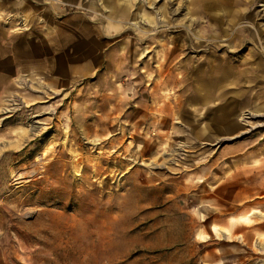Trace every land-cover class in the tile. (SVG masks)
I'll list each match as a JSON object with an SVG mask.
<instances>
[{
	"label": "rangeland",
	"instance_id": "obj_1",
	"mask_svg": "<svg viewBox=\"0 0 264 264\" xmlns=\"http://www.w3.org/2000/svg\"><path fill=\"white\" fill-rule=\"evenodd\" d=\"M59 1L0 0V264H264V0Z\"/></svg>",
	"mask_w": 264,
	"mask_h": 264
},
{
	"label": "crops",
	"instance_id": "obj_2",
	"mask_svg": "<svg viewBox=\"0 0 264 264\" xmlns=\"http://www.w3.org/2000/svg\"><path fill=\"white\" fill-rule=\"evenodd\" d=\"M68 1H70L71 3H76V0H68ZM81 1L82 0H77V3H80ZM27 3H28V0H26V5H25L26 10L29 7L27 5ZM63 3H64V0H63ZM53 10H54L55 15H59V12L62 11L61 0L59 2H57L56 4H54ZM24 13H26V12L24 11ZM72 14H73V16H72L70 22L68 23L69 24L68 34L65 36H62L61 33L59 31H57L53 35V37L55 39L54 45L58 46L62 50V55H61L60 61L62 63H65V64L71 63L73 65L76 62V61L74 62V59L76 57V52H74V50L75 51L78 50L79 51L78 53H80L81 49H82V52L79 55V57H81L80 62L81 63H84V62L89 63V62H87V60L90 61V54H91L90 49H91L92 38H93V40H96L97 36L101 39H102V37L106 38L105 35L107 33H112V32L118 33L119 30L122 29V25H120V23L118 24V22H114L113 25H111V23H110L107 25V27H104L101 24L102 21H100V19L98 20L94 17L92 18L91 12L89 10H86V11L83 10L82 12H77V13L72 12ZM26 17L28 18L29 16L26 15ZM24 18H25V16H24ZM39 20H40V22L42 21V19H39ZM92 22H93V26H92ZM115 26H117V27H115ZM91 27H92L93 31L96 32V35L93 37L90 34V32L92 31ZM98 40H100V39H98ZM76 47H78V48L76 49ZM81 54H82V56H81ZM58 57H59V55H58ZM54 58H56V57L54 56ZM72 67H70L66 70L67 71L71 70ZM140 83L141 82L138 80V78L131 77L130 84L133 85V88H139L141 86ZM188 107L191 108L192 110H194L195 114H194L193 118H194V122H197V117L200 116L199 113L197 112L198 108H200V109H201V107L205 108L206 104L194 103V104H189ZM210 118L207 121H205L204 124L205 123H211V122H209ZM191 129L193 130L191 132L192 136H195L196 138L199 139V137H198L199 135L197 136V134H196V131H198L202 136L206 137L205 139L207 140V142L214 141L213 139L215 136L213 137L214 134L211 131V129L209 128L208 124H206V128H200L198 124H195L194 127H192ZM201 140H202V138H201Z\"/></svg>",
	"mask_w": 264,
	"mask_h": 264
},
{
	"label": "bare ground",
	"instance_id": "obj_3",
	"mask_svg": "<svg viewBox=\"0 0 264 264\" xmlns=\"http://www.w3.org/2000/svg\"><path fill=\"white\" fill-rule=\"evenodd\" d=\"M245 0H235L234 2L236 3V4H238V3H242V2H244ZM227 3H229L230 4V2L229 1H227ZM210 5V4H209ZM212 6V5H211ZM221 9V8H220ZM129 10V6L128 7H125V11H128ZM128 13H125L124 15H127ZM123 15V16H124ZM115 27H117V26H115ZM219 32V31H218ZM223 32H226V31H223ZM246 32H248V30H246ZM259 31H256V34H258L259 35V33H258ZM217 34V33H216ZM231 39V38H230ZM185 45V44H184ZM261 69V68H260ZM256 78V77H255ZM230 85V84H229ZM249 87V86H248ZM199 91V90H198ZM202 92V91H201ZM205 93H203L202 92V96H204L205 97ZM252 95V94H251ZM251 95H249V96H247V101L245 102V106H249L250 108H252L254 111H259L260 110V108H264V107H260V103H261V100L259 101V103H257V104H255V105H253L254 104V101H253V99H254V95H252V97H251ZM207 97V96H206ZM255 99H257V100H259V98H255ZM201 104V103H200ZM253 105V106H252ZM242 115L241 114H238L237 116H235V118H228V117H217V121L219 122V123H221L222 124V126H224V128L220 131V132H217V135L219 134L220 136H225V137H230L231 138V136H235V134H237L238 133V131L241 129V122H240V117H241ZM215 120V121H216ZM202 130V129H201ZM206 133V132H205ZM204 134V133H203ZM218 139V138H217ZM221 139V138H220Z\"/></svg>",
	"mask_w": 264,
	"mask_h": 264
}]
</instances>
